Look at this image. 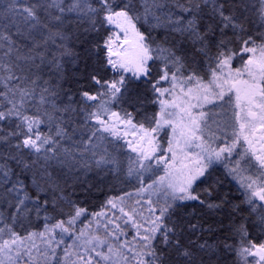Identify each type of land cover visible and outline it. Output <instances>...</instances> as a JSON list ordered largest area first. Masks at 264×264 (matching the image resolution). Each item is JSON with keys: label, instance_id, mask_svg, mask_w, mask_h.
<instances>
[{"label": "snow or ice", "instance_id": "1", "mask_svg": "<svg viewBox=\"0 0 264 264\" xmlns=\"http://www.w3.org/2000/svg\"><path fill=\"white\" fill-rule=\"evenodd\" d=\"M230 258L264 264V0H0V264Z\"/></svg>", "mask_w": 264, "mask_h": 264}, {"label": "trees", "instance_id": "2", "mask_svg": "<svg viewBox=\"0 0 264 264\" xmlns=\"http://www.w3.org/2000/svg\"><path fill=\"white\" fill-rule=\"evenodd\" d=\"M216 175L221 176L222 178H225V189L226 190H231V193L236 196V197H241L242 196V192L241 190L237 187V185L234 183V181H232L230 178H226L224 176V170L221 168H216ZM56 171L59 170L58 166L55 169ZM92 174H90L88 176L89 179H91ZM104 199V197L102 195H100L99 193H95L93 195V198L88 202V206L90 211H96L99 210V206L100 203L102 202V200ZM227 264H233L232 259L230 258L227 262Z\"/></svg>", "mask_w": 264, "mask_h": 264}, {"label": "rangeland", "instance_id": "3", "mask_svg": "<svg viewBox=\"0 0 264 264\" xmlns=\"http://www.w3.org/2000/svg\"><path fill=\"white\" fill-rule=\"evenodd\" d=\"M215 167L216 168H221V169H223L224 170V168H223V166L222 165H220V164H217V165H215ZM91 173H89V175H90ZM234 183L236 184V182L234 181ZM237 185V184H236ZM237 187L239 188V186L237 185ZM126 190H131V186H128L127 188H126Z\"/></svg>", "mask_w": 264, "mask_h": 264}]
</instances>
